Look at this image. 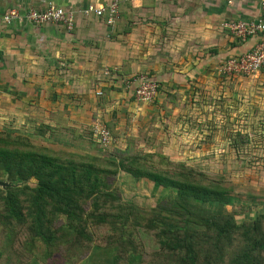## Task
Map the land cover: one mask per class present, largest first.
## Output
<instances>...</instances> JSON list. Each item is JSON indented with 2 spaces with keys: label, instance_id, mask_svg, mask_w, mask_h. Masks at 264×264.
Segmentation results:
<instances>
[{
  "label": "trees",
  "instance_id": "trees-1",
  "mask_svg": "<svg viewBox=\"0 0 264 264\" xmlns=\"http://www.w3.org/2000/svg\"><path fill=\"white\" fill-rule=\"evenodd\" d=\"M149 79L159 88L157 79ZM53 132L40 125L32 135L44 138ZM236 136L230 144L241 138ZM32 141L7 129L0 132V178L12 183L0 188V237L9 238L10 253L27 261L21 246L28 242L26 249L31 248L38 240L67 264H97L86 261L93 250L99 264H120L125 256L131 264L146 252L164 264H264V213L238 221L227 209L235 198L233 188L221 175L159 155L155 163L152 155L136 153L107 160V167L99 156L54 150L49 139L45 146ZM121 171L169 192L168 197L140 212L109 182ZM20 227L27 240L14 234ZM145 239L152 240L154 250ZM3 254L1 248L0 258Z\"/></svg>",
  "mask_w": 264,
  "mask_h": 264
},
{
  "label": "crops",
  "instance_id": "crops-1",
  "mask_svg": "<svg viewBox=\"0 0 264 264\" xmlns=\"http://www.w3.org/2000/svg\"><path fill=\"white\" fill-rule=\"evenodd\" d=\"M50 1L0 0V18L11 11L24 14L32 6L43 10L51 4ZM36 2L40 4L36 5ZM160 3L158 0H132L131 4L133 12L138 15L148 9L151 15H159L161 11L168 13L166 20H148L152 27L150 31L158 32L160 39L165 38L163 46L170 50L168 59L160 60L168 72L162 77L156 74L163 64L159 67L153 60L146 59V48L153 41L148 40L147 24L143 22L132 24L131 32L138 35L133 46L128 40L131 32L120 35L124 41L111 40L110 27L102 22L104 17L84 18L79 14L74 18L71 31L55 23H0V123L5 120L9 126L13 125L16 128L13 132L26 131V128L15 127L26 124L32 132L37 120L38 126L48 125L54 131L70 130L73 137L85 139L91 137L92 125L99 118L104 117L109 123L113 119L115 122L116 117L121 119L119 114L123 113L122 105L128 101V90L117 82L112 85L110 80L111 70H124V67L117 66L119 60L125 63L134 54L137 61L139 53L146 67L154 72L151 76L155 80L164 82L165 86L172 82L183 87L186 78H200L205 69H220L229 57L250 50L258 40L254 37L241 42L226 25L257 20L261 14L259 0H232L231 3L226 0H171L166 7ZM40 5L44 7L39 8ZM128 75L129 71L123 77ZM209 77L213 78L212 73ZM241 89L222 87L220 95L222 98L230 96L233 100L234 96L240 95ZM246 95H254L253 89H248ZM103 97L104 100H100ZM248 100L246 97L241 103L237 101L238 104L233 100L235 106H230L235 109L231 116H235L239 104L252 108ZM3 106H6L5 113ZM221 108L220 105L216 110L219 112ZM107 112H112L110 118ZM235 119L231 118L230 124L223 123L222 118L216 122L215 128L223 142L234 140L237 133L250 136L240 130L226 132L224 126H236ZM59 121L66 128H61ZM86 128L89 129L85 132Z\"/></svg>",
  "mask_w": 264,
  "mask_h": 264
},
{
  "label": "rangeland",
  "instance_id": "rangeland-1",
  "mask_svg": "<svg viewBox=\"0 0 264 264\" xmlns=\"http://www.w3.org/2000/svg\"><path fill=\"white\" fill-rule=\"evenodd\" d=\"M163 6H167V2L171 0H158ZM52 5L61 7L63 10H68L74 16L82 15L81 10L87 6H103L116 2L117 16L112 20L111 24L107 23L104 17L102 22L110 27L108 32L109 38L115 41H124L120 35H125L131 32L132 23L143 22L147 30L148 40L153 43L146 48L148 54L147 60H153L159 67L160 60L168 59L170 50L163 44L166 39L160 34L150 31L148 20H166V14L161 11L159 15L146 10L142 12L143 15H138L133 12L132 0H57L50 1ZM48 2V3H50ZM83 5L82 3H87ZM47 3V4H48ZM40 3L36 2V5ZM49 5V4H48ZM47 5V6H48ZM45 6V7H47ZM182 6V3L180 4ZM44 7L43 5L39 8ZM44 7V9H45ZM179 7V6H178ZM35 8V7H31ZM72 9V10H69ZM163 13L161 18L159 17ZM85 18V17H84ZM92 18V17H86ZM101 24V22H100ZM129 29V30H127ZM134 32V31H133ZM131 32L128 40H131V46L137 36ZM117 39V37H119ZM153 37V39H152ZM157 37V38H156ZM117 40H115V39ZM109 39V40H110ZM126 39V38H125ZM160 40V41H159ZM134 51V50H133ZM134 54L129 56L125 63L120 60L117 64L119 67H124V70H111L110 80L112 85L117 82L119 86H124L123 82L126 78L146 76L147 78H154L152 69H148L145 60L139 56L135 60ZM145 64V66H144ZM130 68V69H129ZM165 64L162 69L156 74L161 77L168 73L165 71ZM129 71L128 77H123ZM213 78L209 77V74ZM202 77V78H201ZM200 78H186L180 85L171 83L169 86L163 82L159 83L157 96L151 101L137 100L131 92L128 91L126 98L128 101L122 105L123 113L119 114L121 119H116V125L113 120L105 121L104 117L95 121L97 124L105 126L111 136V143L107 147L100 146L94 138V124L91 129V137L86 136L85 139L77 136L73 137L70 130L54 131L50 137L35 138L32 132L29 131V125H20L15 127L26 128L24 130H16L10 123H0V132L5 129L9 130L12 135H23L33 139V143L37 146H45L48 141H54L51 147L54 150H62L61 152H77L87 157L99 156L105 166H111L108 161H119L122 157L132 153L144 155H152L151 159L159 162V157L164 156L167 161L173 163H183L193 167L202 172L221 175L225 178L229 186L233 188L235 198L228 210H234L238 221L255 217L257 213H264V76H244L234 75L225 76L219 72V68L205 69ZM229 77V78H227ZM227 78V79H226ZM199 79H202L201 81ZM111 85V86H112ZM222 87L242 88L240 95L234 96V102L238 104L245 101L249 97L248 104H252V108L239 104L236 107L238 110L235 116L233 100L230 96L224 98L220 95ZM112 88V87H111ZM253 89L254 95H246L247 90ZM170 90V91H169ZM132 95V97H131ZM251 99V100H250ZM100 100H104V97ZM221 105V111H217V107ZM229 105V106H228ZM4 113L6 112V106ZM247 109L249 111H247ZM112 112L106 114L111 117ZM117 115V111H116ZM222 118L223 123L230 124L231 118H237L236 126H224L226 132L231 129L248 132V135H241V138L236 144L223 142L222 137L218 136V129L216 130V122ZM112 119V118H111ZM8 122V121H7ZM8 124V125H7ZM38 121L35 120L33 130L37 128ZM119 124V126H118ZM18 125V124H17ZM26 126V127H25ZM118 126V128H116ZM89 128L84 129L85 132ZM231 132V133H232ZM224 135V132H222ZM247 138V143H241ZM78 150V151H77ZM129 153V154H128ZM127 154V155H126ZM0 181H5L0 178ZM6 182V181H5ZM113 187L118 190L119 197L126 203L134 204L140 212H144L155 206L159 201L168 197V193L161 188H156L147 180H135L124 172H118L117 175L109 179ZM19 231L14 230V234H18L20 241L28 239V235L23 231V228H18ZM6 232V231H5ZM105 232L101 230L99 233ZM8 237H0V249H4L3 257L0 258V264H67L63 261L59 252L51 250L50 255L47 253L45 245L38 240L34 241V246L26 249L25 243L21 246L22 255H27V261L20 256L10 253L13 251L12 244H8ZM144 242V241H143ZM145 245L149 250H154L152 240L145 239ZM7 251V252H6ZM6 252V253H5ZM86 261L91 260L99 264V260L95 259L94 250ZM120 264H127V258ZM85 261V262H86ZM163 260H151L146 252L143 259H136L131 264H164Z\"/></svg>",
  "mask_w": 264,
  "mask_h": 264
},
{
  "label": "built area",
  "instance_id": "built-area-1",
  "mask_svg": "<svg viewBox=\"0 0 264 264\" xmlns=\"http://www.w3.org/2000/svg\"><path fill=\"white\" fill-rule=\"evenodd\" d=\"M231 3L232 0H226ZM261 9L260 17L248 23L242 21L230 22L226 25L230 33L241 42L248 38H258L255 45L248 51L229 57L219 69V72L225 76L244 75V76H264V0H259ZM84 17H105L107 23L111 24L117 16V4L112 2L106 7L87 6L81 10ZM26 21L34 25L46 23H55L67 31L74 27V16L71 12L63 10L61 7L49 4L43 10L34 8L28 9L24 14L17 11H11L0 18V23L9 25L13 22ZM127 90H131L137 100L151 101L157 96L158 84L146 76L132 77L131 80L124 82ZM94 138L102 147H107L111 142V136L108 129L101 124H94Z\"/></svg>",
  "mask_w": 264,
  "mask_h": 264
},
{
  "label": "water",
  "instance_id": "water-1",
  "mask_svg": "<svg viewBox=\"0 0 264 264\" xmlns=\"http://www.w3.org/2000/svg\"><path fill=\"white\" fill-rule=\"evenodd\" d=\"M8 186H12V183L5 182V181H0V188H5Z\"/></svg>",
  "mask_w": 264,
  "mask_h": 264
}]
</instances>
